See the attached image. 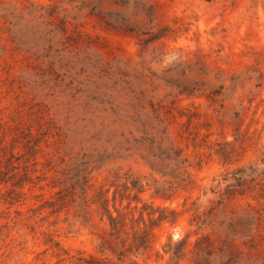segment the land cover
I'll return each mask as SVG.
<instances>
[{
	"label": "rangeland",
	"instance_id": "rangeland-1",
	"mask_svg": "<svg viewBox=\"0 0 264 264\" xmlns=\"http://www.w3.org/2000/svg\"><path fill=\"white\" fill-rule=\"evenodd\" d=\"M262 145L264 0H0V264L118 248L89 172L179 213L137 264H264L262 200L211 193Z\"/></svg>",
	"mask_w": 264,
	"mask_h": 264
},
{
	"label": "trees",
	"instance_id": "trees-1",
	"mask_svg": "<svg viewBox=\"0 0 264 264\" xmlns=\"http://www.w3.org/2000/svg\"><path fill=\"white\" fill-rule=\"evenodd\" d=\"M244 141L243 136L235 135L234 142L239 149H244ZM215 155L222 160L224 166L228 167L221 176V181L211 190L212 194L217 195L218 204L236 198H250L257 203L262 200L260 210L256 212V221L259 224L264 218V145L255 161L234 169H230L233 163L230 161L229 152L224 148L219 147ZM90 174L91 172L82 178L80 185V190L86 197L91 192L90 198H85L84 202L86 206L96 207L101 219L106 221L109 237L118 248H106L107 253L103 258L79 257L78 264H137L135 258L138 252H146L149 249L155 228L163 221L174 224L179 213L174 209L159 208L144 203L138 195H135V188L139 193L141 187H135V182H132L129 189L116 175L113 176L112 181L105 179V184L95 188ZM123 200L127 201L126 205H123ZM185 246L184 240L172 242L169 239L164 246V254L169 255L166 264H176L184 256ZM56 257L59 258V263L64 261L62 254L58 253Z\"/></svg>",
	"mask_w": 264,
	"mask_h": 264
}]
</instances>
